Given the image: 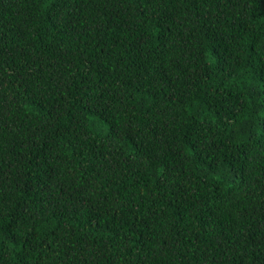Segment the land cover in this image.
Segmentation results:
<instances>
[{
	"label": "trees",
	"instance_id": "obj_1",
	"mask_svg": "<svg viewBox=\"0 0 264 264\" xmlns=\"http://www.w3.org/2000/svg\"><path fill=\"white\" fill-rule=\"evenodd\" d=\"M0 264H264V0H0Z\"/></svg>",
	"mask_w": 264,
	"mask_h": 264
}]
</instances>
